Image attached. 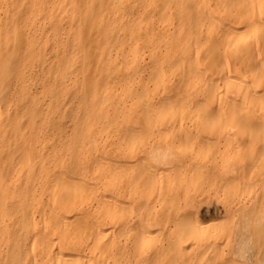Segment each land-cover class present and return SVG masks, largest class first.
I'll return each mask as SVG.
<instances>
[{"label": "bare ground", "instance_id": "1", "mask_svg": "<svg viewBox=\"0 0 264 264\" xmlns=\"http://www.w3.org/2000/svg\"><path fill=\"white\" fill-rule=\"evenodd\" d=\"M62 27L49 73L74 75L83 126L41 154L30 113L0 108V264H240L227 235L264 246V0H0V99ZM212 199L235 232L202 223Z\"/></svg>", "mask_w": 264, "mask_h": 264}, {"label": "rangeland", "instance_id": "2", "mask_svg": "<svg viewBox=\"0 0 264 264\" xmlns=\"http://www.w3.org/2000/svg\"><path fill=\"white\" fill-rule=\"evenodd\" d=\"M36 19L35 27L43 26V19L40 17ZM234 23L233 20L229 21L230 25ZM63 28L58 35V43L51 41L50 37L47 47L41 55L37 56L30 65L19 67V69H23L21 77L15 78L13 76L8 80H3L1 84L3 89L1 93L5 98L0 99V108L9 105L11 111L15 109L16 111L30 113L29 119L23 120L22 123L23 125L28 122L30 124L25 128L26 134L34 133L38 136L39 140L34 147L36 150L41 151V154L43 152L48 153L53 147H64L83 126L80 107L82 94L79 84H74L72 81L74 75L66 78L64 87L59 89L55 76L53 73H49V69L56 65V56L62 53L64 56L69 57L71 45L74 44L71 37L64 34ZM39 36L36 40L38 43H40ZM56 44H58V48ZM77 58H80V53L77 54ZM77 61L80 60L77 59ZM14 66L15 64L11 63L10 68L13 70ZM96 134L97 132L94 135L96 136ZM85 159H88V162L91 160L89 157H85ZM251 179H253L252 176ZM248 198L249 196L243 198V200ZM224 209L225 206L223 207V204L217 203L214 199L202 203L199 213V216L203 219L201 220L202 223L208 225L228 224ZM238 223L239 217L234 211L229 223L234 226V232ZM164 224L163 221L160 223L162 226ZM129 235H123L122 239L129 240L131 238ZM227 236L230 240V246L224 247L225 244H222L223 256H231L240 264H264V246L256 247L252 236L242 247H238L239 237L235 233ZM144 247H146V253H152L158 247V241L152 235L145 241Z\"/></svg>", "mask_w": 264, "mask_h": 264}]
</instances>
